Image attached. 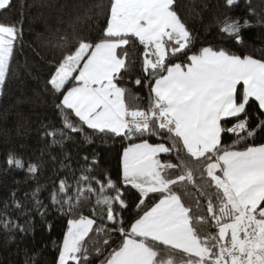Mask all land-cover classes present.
<instances>
[{
    "label": "snow or ice",
    "instance_id": "obj_1",
    "mask_svg": "<svg viewBox=\"0 0 264 264\" xmlns=\"http://www.w3.org/2000/svg\"><path fill=\"white\" fill-rule=\"evenodd\" d=\"M240 6L191 0L186 19L179 0H100L58 5L55 23L34 17L37 35L48 38L44 56L32 51L47 72L43 88L16 104L36 118L37 154L26 160L15 147L7 151L4 174L20 170L26 179L0 201V247L40 264L47 245L26 241L55 212L68 219L62 241H53L54 264H264V143L255 142L264 139V43L242 54L203 41L197 49L187 22L209 34L215 27L221 45L245 46V30L264 29V8L243 0L244 15H234ZM11 7L0 0V11ZM28 7L20 0L18 14ZM257 39L264 42V32ZM22 40V19L0 21V97L21 68L32 75L27 59L13 66ZM180 56L186 62H172ZM130 86L149 90L147 107L127 102ZM17 116L27 151L31 116ZM225 135L236 138L225 145ZM154 136L163 142L150 143ZM109 138L128 141L115 179L107 169L96 173L102 153L87 151ZM48 166L50 183L41 184ZM28 180L35 187L21 195Z\"/></svg>",
    "mask_w": 264,
    "mask_h": 264
},
{
    "label": "trees",
    "instance_id": "obj_2",
    "mask_svg": "<svg viewBox=\"0 0 264 264\" xmlns=\"http://www.w3.org/2000/svg\"><path fill=\"white\" fill-rule=\"evenodd\" d=\"M72 4H82L85 7L98 3L100 0H26L28 7L25 9L23 17L18 14V4L20 0H12V7L6 11H0V21L12 22L15 20H23V40L22 46L18 42L17 49L15 53V60L13 66L17 64L23 65L25 60L30 65H34L32 70V75L29 76L26 71L22 68L18 72L15 78H11L8 81L7 87L4 89V95L0 97V201H2L10 191L14 188H17L18 185L16 181H25L26 176L23 171L12 170L6 175L4 174V169L7 167L5 160L6 154L9 148L15 147L17 152H23L24 158L27 160L29 156L35 158V149L38 147V139L36 134V128L38 124L34 115H31L32 109L29 105H17L16 101L18 98L23 99L25 95L32 96L34 91L40 90L43 88V74L47 72V68L44 67L38 58L34 55L32 49H35L42 56L47 52L45 47L47 36H38L37 33L42 31L41 23L34 19L38 14L43 13L45 17H52L53 23L60 16L61 10L58 5L64 3ZM106 2V0H105ZM191 3V0H179V8L181 16L187 19V6ZM199 3V0H197ZM253 6L258 8H264L261 0H252ZM71 11V10H70ZM234 15L243 16V0H241V6L233 10ZM65 21H67L68 16H64ZM190 28H193L198 33V40L196 42V48L198 49L201 46V41L205 44L212 43L217 46H223L229 48L230 51L236 52L237 54L249 53L252 52L253 47L259 48L262 43L257 39V34L259 32H264V29L253 27L244 31L243 35L245 40L248 42L245 46L235 45L231 43H226L221 45L219 41V34L215 27L211 33H207L205 28L201 26L200 23H194L191 19L187 20ZM143 52L142 46L137 49V55ZM173 63L186 62L184 56H180L179 60H173ZM131 87L132 95L128 97L127 102L132 106L147 107L149 103V90L146 87ZM36 111H42L41 109H36ZM249 111L253 113V125L255 124V106L250 107ZM23 112L25 116H31L32 122V131L27 139L26 143L28 145V150L24 151L20 149V143L25 141L21 140L16 136L15 125L18 120L17 113ZM48 114L51 115V109L48 110ZM74 118V117H73ZM58 124V121H54ZM264 136V134H261ZM235 136L225 135L224 144H231L232 140L235 139ZM132 142H139L138 140ZM150 143L163 142L158 140L157 137H152L149 140ZM257 144L264 143V139L257 137L255 138ZM128 141L121 139H107L106 143H101L99 139L96 140L94 144L87 148L88 152H91L95 149L98 152L102 153L103 162L100 167L96 169V173H100L102 170H110L113 173V179L116 178L115 173L119 164V153L122 152L121 144L127 145ZM238 150H242L240 146H237ZM78 167V165H75ZM78 174V173H77ZM53 173L51 166L46 167L41 171V174L37 177L41 184L46 182L50 183V179ZM35 187V183L31 180L27 181V186L22 184L19 186L20 194L22 195L24 191H28L31 188ZM43 196H47V192L43 193ZM127 199L132 202L135 200L134 190H127ZM47 202V201H46ZM150 203V202H149ZM136 211L135 203H132L131 208L125 212V217H129L134 214ZM87 214V213H86ZM67 219L68 217L61 216L58 213H51L48 218L45 226H40L37 224L36 232L34 237H29L26 241L27 245L31 247L33 244L39 248L43 245H47L44 250V256L40 264H54L55 256L57 252L53 246V241L60 242L63 239V234L67 229ZM37 220L39 218L37 217ZM47 225H50V230ZM0 241H2V236H0ZM14 247L11 246L7 250L3 247H0V260H4L6 264H23V254L19 256L14 254ZM162 247V246H161ZM9 253H12L9 255ZM177 261L181 258L178 254H174Z\"/></svg>",
    "mask_w": 264,
    "mask_h": 264
}]
</instances>
